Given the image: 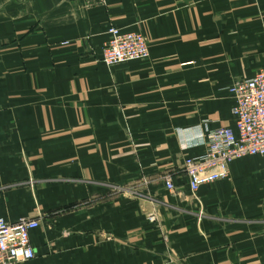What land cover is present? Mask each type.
Instances as JSON below:
<instances>
[{
	"label": "crops",
	"instance_id": "1",
	"mask_svg": "<svg viewBox=\"0 0 264 264\" xmlns=\"http://www.w3.org/2000/svg\"><path fill=\"white\" fill-rule=\"evenodd\" d=\"M111 24L148 58L102 62ZM261 68L264 0H0V217L40 221L15 264H264V156L192 192L178 134L233 127Z\"/></svg>",
	"mask_w": 264,
	"mask_h": 264
},
{
	"label": "built area",
	"instance_id": "2",
	"mask_svg": "<svg viewBox=\"0 0 264 264\" xmlns=\"http://www.w3.org/2000/svg\"><path fill=\"white\" fill-rule=\"evenodd\" d=\"M108 35L101 60L109 66L146 59L150 55L148 40L140 31H125L111 24ZM229 90L235 100L233 127L209 129L197 125L178 128L183 148L199 144L206 147L204 153L184 160L183 169L192 192L202 185L229 177L230 164L235 159L247 155L264 156V68L251 77L235 80ZM164 178L167 189L179 190L172 176ZM149 218L154 221L156 216L152 214ZM39 225L37 218L22 217L12 222L0 217V264H15L34 258L36 251L30 232Z\"/></svg>",
	"mask_w": 264,
	"mask_h": 264
},
{
	"label": "rangeland",
	"instance_id": "3",
	"mask_svg": "<svg viewBox=\"0 0 264 264\" xmlns=\"http://www.w3.org/2000/svg\"><path fill=\"white\" fill-rule=\"evenodd\" d=\"M136 187H139V186L127 185V191L135 190Z\"/></svg>",
	"mask_w": 264,
	"mask_h": 264
}]
</instances>
